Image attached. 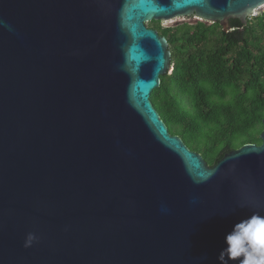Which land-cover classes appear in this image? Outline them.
<instances>
[{"label": "water", "instance_id": "obj_1", "mask_svg": "<svg viewBox=\"0 0 264 264\" xmlns=\"http://www.w3.org/2000/svg\"><path fill=\"white\" fill-rule=\"evenodd\" d=\"M261 6L0 0V264H218L233 225L264 215V120L259 146L206 167L152 107L172 67L145 25L227 31Z\"/></svg>", "mask_w": 264, "mask_h": 264}, {"label": "trees", "instance_id": "obj_2", "mask_svg": "<svg viewBox=\"0 0 264 264\" xmlns=\"http://www.w3.org/2000/svg\"><path fill=\"white\" fill-rule=\"evenodd\" d=\"M145 27L164 38L171 72L150 102L170 136L212 168L244 145H260L264 120V12L243 25Z\"/></svg>", "mask_w": 264, "mask_h": 264}, {"label": "clouds", "instance_id": "obj_3", "mask_svg": "<svg viewBox=\"0 0 264 264\" xmlns=\"http://www.w3.org/2000/svg\"><path fill=\"white\" fill-rule=\"evenodd\" d=\"M35 239L34 234H28L25 247H30ZM224 245L217 258L218 264H264V215L253 213L235 223L224 236Z\"/></svg>", "mask_w": 264, "mask_h": 264}, {"label": "rangeland", "instance_id": "obj_4", "mask_svg": "<svg viewBox=\"0 0 264 264\" xmlns=\"http://www.w3.org/2000/svg\"><path fill=\"white\" fill-rule=\"evenodd\" d=\"M264 12V7L260 9V14ZM257 17V16H256ZM251 18V17H250ZM254 18V17H252ZM249 19V18H248ZM197 19L195 17H182V18H178L174 21H171L169 23H161L160 26L162 28H165V27H171L173 25V23H176L177 25H182V24H189V25H194V24H197L199 21H196ZM149 24V23H148ZM171 71L168 72V74L170 73Z\"/></svg>", "mask_w": 264, "mask_h": 264}, {"label": "flooded vegetation", "instance_id": "obj_5", "mask_svg": "<svg viewBox=\"0 0 264 264\" xmlns=\"http://www.w3.org/2000/svg\"><path fill=\"white\" fill-rule=\"evenodd\" d=\"M193 18V17H192ZM196 21H198V20H196ZM200 23H203V22H200ZM203 24H205V25H212V24H206V23H203ZM189 25V24H188ZM195 25V24H194ZM194 25H189V26H194ZM179 26V25H178ZM177 27V26H176ZM167 28H174V27H167ZM147 29H149V28H147ZM222 29V28H221ZM152 30V29H151Z\"/></svg>", "mask_w": 264, "mask_h": 264}, {"label": "bare ground", "instance_id": "obj_6", "mask_svg": "<svg viewBox=\"0 0 264 264\" xmlns=\"http://www.w3.org/2000/svg\"><path fill=\"white\" fill-rule=\"evenodd\" d=\"M263 7H264V6H261V7L259 8V10H256V12H257V11H260V9L263 8Z\"/></svg>", "mask_w": 264, "mask_h": 264}]
</instances>
